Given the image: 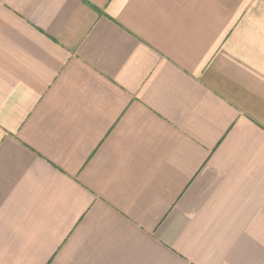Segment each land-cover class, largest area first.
<instances>
[{"label":"crops","instance_id":"0c3cea01","mask_svg":"<svg viewBox=\"0 0 264 264\" xmlns=\"http://www.w3.org/2000/svg\"><path fill=\"white\" fill-rule=\"evenodd\" d=\"M0 264H264V0H0Z\"/></svg>","mask_w":264,"mask_h":264}]
</instances>
